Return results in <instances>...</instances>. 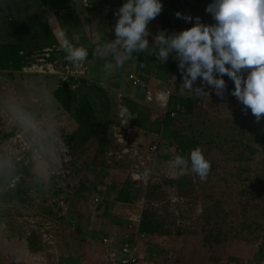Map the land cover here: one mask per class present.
<instances>
[{"label":"trees","instance_id":"1","mask_svg":"<svg viewBox=\"0 0 264 264\" xmlns=\"http://www.w3.org/2000/svg\"><path fill=\"white\" fill-rule=\"evenodd\" d=\"M169 2L178 12L174 1ZM193 2L191 11L194 7ZM92 3L91 8L85 11L80 10V12L89 16L90 11L94 13L101 10L103 3L99 0H92ZM3 9L0 7L1 12L4 11ZM69 10L74 11L73 8ZM63 12L60 11L59 14L62 15ZM103 15H110L111 20L117 22L113 19L109 8L104 9ZM17 16L14 20L18 22L16 27H3L1 31L7 32L6 34L19 32L22 36H26V32L34 29V26L37 27L38 23L44 40L42 43L0 41V73L27 74L29 78L38 76L39 73H25V71L34 65L41 64L39 59L47 48H51L53 54L51 58L46 59V62L56 59L63 60L65 66L73 65L65 59L66 54L60 50L59 40L53 29L47 25L43 28L37 16L34 21L25 20L20 14ZM21 24L24 32H20ZM177 26L178 20L175 32ZM71 42L77 46H84L76 41ZM99 46L100 43L84 46L89 51L85 63L95 61V66L99 62L101 55L95 54ZM150 53L152 51L133 53V56L140 60L139 78L150 83V78L156 71L164 73L162 77L167 81L179 75L174 81L177 90L171 94L168 115L166 117L162 114L158 115L154 106L142 104L140 101L144 100V94H140L142 91L134 87L129 78L132 87L135 88L132 96L120 95L109 86L108 88L96 86L92 80L76 81L73 78L66 80L58 78L56 87L51 90V101L42 108V111L46 113L43 117H48L50 120L51 112L58 110L59 113L72 117L74 120L72 128L69 131L64 127H57L50 132L44 129L45 126L37 125L35 128H29L26 130V135L32 141V146L21 159L7 157V153L0 150V205L13 207L30 204L33 180L42 181L39 174L40 160L46 156L52 157L50 153H61L56 169L60 175L55 176L49 173L52 175L49 186L43 181V185L48 187L53 199L48 205L51 207V212L48 211V213L51 215L54 211L55 216L54 214L52 216L58 218L56 220L60 225L70 208L69 203L73 196H79L87 189L83 184L86 183L84 182L86 176L99 169L102 171L99 175L102 183L96 185L94 189H100L105 197L102 200L98 199L96 203L94 201L96 204L94 213L98 215L101 211L103 214L107 211L112 200L116 204L113 209L120 208V205L124 214L128 211L127 207L132 206V210L135 209L141 202L138 200V193L141 190L143 191L141 198H144L145 206L140 229L148 237L186 233L189 235L190 242L194 239L200 240L202 247L207 251L229 242L244 245L258 244L260 250L264 251V157L258 162L254 159L259 149L264 155V118L257 122L251 110L245 109V106L238 102L231 94L235 87L234 82L225 75L223 79L227 85V96L234 99V120L226 124L224 135L208 129L205 133L198 130L197 123L204 116V102L195 94L189 95L185 94L184 90H178L182 73L174 61L163 62ZM102 61L105 59L103 58ZM101 66L103 65L99 64V71H102ZM108 83L116 87L120 84L112 78ZM75 84L79 85L73 89ZM197 84H202L199 78L194 87L198 86ZM44 88L48 91L49 84ZM116 89H119V86ZM172 97L178 98L180 104L171 105ZM98 109L103 118L100 117ZM171 113H175V117H171ZM121 115L132 128L144 130L145 136L152 132L163 133L166 129L169 131L172 137L170 145L174 148L175 155L163 152V162H168V165H175L173 161L177 155L187 158L191 150L201 148L212 166L207 179L201 180L190 170H182L175 165L174 176L159 175L154 169L150 174H145L144 179L134 180L132 173L136 171L135 165L138 162L127 155L123 144L111 137L114 126L122 125L120 124ZM157 124L161 125V129L151 128L152 125ZM209 124L210 127L213 126L212 119ZM204 125L202 121L201 126L204 127ZM11 130L15 132L23 129L16 125ZM1 133L9 136L12 132L8 134L7 131L2 130ZM124 136L127 139L125 145H128L131 138L126 133ZM61 140L63 145L60 143ZM93 142H96V147ZM149 146L139 143L137 151L144 154ZM90 148H93V157L88 160L87 153L91 152ZM37 155H40V159L36 158ZM149 167L150 165L147 164L141 168ZM116 171L123 172L126 179L119 181ZM14 181L16 182L13 185ZM234 185L243 187L230 188ZM116 189L117 194L111 199L109 192ZM198 206L201 212L194 217ZM64 209L67 210L64 211ZM126 221L128 217L125 218V226ZM42 235V231L37 229L30 232L27 239L30 253H39L42 247ZM184 259H187V256ZM205 260V264H218V260L212 255L206 256ZM252 264L255 263L252 262Z\"/></svg>","mask_w":264,"mask_h":264},{"label":"rangeland","instance_id":"2","mask_svg":"<svg viewBox=\"0 0 264 264\" xmlns=\"http://www.w3.org/2000/svg\"><path fill=\"white\" fill-rule=\"evenodd\" d=\"M3 3H10V4H17L22 1V4L19 9L28 10L36 15L24 17L25 20L34 21L35 16H37V20L39 23H42L43 28H46V25L53 29L57 39L60 41V33L64 32L67 34V38L70 41H76L86 45H91L93 43H107L108 41L115 39V32L114 27L116 22L112 21L110 15H103L104 10H97V11H90L89 16L85 15L83 12L80 13V0H0ZM98 1V0H97ZM101 3L103 1L105 3H111L118 0H99ZM213 0H194V7L191 11V17H193V22H195L196 17H200L201 21L205 24H213L215 23L212 15L206 11V8ZM162 3V2H161ZM29 6H28V5ZM163 4L164 7L169 5V2L166 1ZM45 6L47 7L46 11H43L40 7ZM73 8V12L69 10ZM173 21L176 20V13L175 9L169 5L168 6ZM32 9V10H31ZM4 11H0V31L3 27H16L17 21H14L17 15H19V10L15 9L14 7L4 8ZM53 10L56 12H53ZM60 11H64L62 15L59 14ZM58 12V13H57ZM50 14V16L48 15ZM11 18V19H10ZM21 19V20H24ZM158 23L155 25L156 18L150 22L148 25L149 31L151 35L149 36V50L153 51L154 44V37L155 33H153V25H155L154 32H160L162 29L160 24V14L158 16ZM14 21V22H13ZM34 26V25H33ZM39 32V34H38ZM171 35V34H169ZM0 37H2L0 35ZM4 38V37H2ZM8 38V39H7ZM8 41H22L23 43H42L43 42V35L39 31V24L37 23V27L34 26V29L29 30L26 32V36H22L19 32H13L12 35L6 37ZM0 41H5L1 40ZM100 50V49H99ZM174 53H170L169 58L166 62L174 61L178 66V61L173 59ZM103 60V58L100 56ZM106 61V60H105ZM137 61V57L132 56V58L125 63L123 67L117 68L114 71H111L110 75H106L103 70V66H101V70L99 71V64L104 65V61H99L94 66V63L90 64L87 63V68L89 72V78L95 82L96 86H103V87H111L115 89L120 95H124L126 88L129 94H125L128 96H132L133 87L128 80L129 72H140V67H136L135 63ZM164 62V61H163ZM154 65V64H153ZM139 66V64H137ZM28 72H30L28 70ZM27 72V73H28ZM157 76H163L161 72H155V76L150 79V84L152 87L157 86L158 81L154 79ZM135 75V74H134ZM29 76V75H28ZM27 74L16 73L14 75H9L8 73H0V128L1 130H11L13 127V121L22 128L24 131L31 128L24 119L21 117H26L27 120L35 121L36 126L39 127L45 126L44 129L50 132L57 127H64L70 131L72 128V124L74 120L72 117L63 115L59 113L58 110H54L50 114V120L48 117H43V114L46 115L42 108L51 101V90L56 87L58 77L54 76H47L44 73H39L38 76L35 77H28ZM137 76V75H136ZM179 76V75H178ZM176 75L174 77V81L178 78ZM138 77V76H137ZM117 80L121 86V89H116L117 87L113 84H109V80ZM165 81V79H163ZM49 84V90L46 91L44 88L46 85ZM103 84V85H102ZM105 85V86H104ZM198 85V84H197ZM202 84L195 86L201 87ZM116 87V88H115ZM159 88V86H157ZM183 76H181L180 80V87L178 90L183 89ZM165 89V88H164ZM162 90V89H161ZM177 90V86L174 84L172 86V91ZM78 91V90H77ZM124 91V92H123ZM138 91V90H137ZM205 91L210 93L209 97H200V99L204 102V116L200 121L197 123V129L202 132H207V129L210 131H214L220 135H224L226 124L228 122L234 120L235 116V107H234V99L233 97L227 96V91H225L224 95L217 96L215 90L205 86ZM173 93V92H172ZM141 100V99H140ZM142 104H145L143 100L140 101ZM179 105L180 101L178 98L171 99V105ZM160 115L161 112L156 110ZM99 115L103 118L98 109ZM97 112V114H98ZM98 115V117H99ZM176 115V114H175ZM174 115V117H175ZM99 117V119H100ZM120 119V118H119ZM120 124L124 127L123 131L127 132L130 131L131 135L128 136L131 138L128 145L123 144L124 151L130 152L132 148L137 150V145H151L156 144L158 145V152L157 156L155 157L156 162L154 169L155 173L157 172L159 175L163 174L167 177L170 175L174 176L176 174L175 165H168V162H163V152L164 153H171L173 156L174 148L172 147L171 140L172 137L169 134V131L166 129L163 133H148L147 136L144 134L143 131H139L138 129L132 128L130 125H127L124 118L121 116ZM210 119L213 120V126L210 127ZM104 120V119H103ZM102 121V120H100ZM204 121V127L201 126V122ZM186 125V123H184ZM202 127V128H201ZM151 128H155L156 130L161 129V125H152ZM119 129L118 126H114L111 131V137L114 138L116 141L117 138L114 136ZM152 130V131H156ZM162 131V130H161ZM118 141V140H117ZM93 145L96 147V142H93ZM148 148V147H147ZM146 148V149H147ZM90 153H87V159L91 160L93 157V148H90ZM52 157H43L40 160L39 164V174L42 178V181L39 179L33 180L31 188L32 192L30 194V204H26L21 206L22 209H15L11 206H3L0 205V264H16L19 260V256H14L8 254L5 249V244L9 247V241L7 240L6 234L14 235V233L19 232L21 227H25V233L28 231L29 233L33 230L32 227L37 228V230H44L46 231L49 228L47 234L51 235L54 234L52 231L53 221L54 218L49 213L51 212L50 205L52 203V197L50 196L48 187L45 185L50 184L52 182V170L57 169V162H59V158L61 157V153H50ZM55 155V156H54ZM127 155L131 158L135 156V152L132 154L127 153ZM147 156V155H145ZM59 157V158H58ZM169 157V155H168ZM264 157L262 151L259 149V153L256 155L255 162H258L260 159ZM58 158V159H57ZM154 158V156H153ZM170 161L171 158L169 157ZM50 171V172H49ZM102 171H95L90 173L86 176L83 183L86 185L87 189L83 191L79 196H73V199L69 203V210L64 215V222L61 224L59 230V236L63 238H67L68 233H73L72 238V245H75L79 250L83 249V243H81V238H83L84 242H90L96 238H100L101 236L106 235V232L99 230L93 223V216L96 215L98 218H102L103 220H110L111 216L114 217V209L113 207L116 205L115 202L112 200L110 206H108L107 211L103 214L102 211L99 213H94L96 202L94 203L95 199H103L105 197L104 192H101L100 189H94L96 185L102 183L101 178L99 177ZM105 173V172H104ZM189 173V172H187ZM168 174V175H167ZM116 176L119 181L126 179V175L121 171H116ZM162 179V177L160 176ZM55 179V178H54ZM39 180V181H37ZM56 180V179H55ZM43 181L46 182L43 185ZM108 181V179L106 180ZM70 182V181H68ZM66 183V182H65ZM224 185V184H221ZM49 186V185H48ZM243 186L234 185L230 188L232 189H241ZM140 190V188H139ZM117 194V189L112 190L109 192V196L111 199ZM143 191L140 190L138 193L139 199L142 200ZM112 207V208H111ZM66 208V207H65ZM128 210H132V206L127 207ZM67 209H64V211ZM15 211H20L26 219H22L19 216H16ZM49 211V213H48ZM14 212V213H13ZM201 208L200 206L197 207L195 211V216L200 214ZM11 213V215H8ZM19 213V214H21ZM24 213V214H23ZM14 214V215H13ZM103 214V216H102ZM107 214V215H105ZM105 215V216H104ZM11 216V218H10ZM55 216V214H54ZM14 220V222H8V218ZM128 217L127 213H125V218ZM38 218L48 219L45 221H39ZM57 218V217H56ZM115 218V217H114ZM37 221L36 224L33 226L30 225L32 221ZM30 222V223H28ZM42 222H45L44 226H42ZM51 222V224L49 223ZM127 222V221H126ZM189 224V223H187ZM41 225V227H40ZM59 224H55L58 226ZM60 226V225H59ZM58 226V227H59ZM64 228V229H63ZM55 231H57L55 229ZM27 232V234H29ZM29 237V236H28ZM109 237V236H108ZM113 239L112 237H110ZM68 239V238H67ZM13 240L10 241L13 243ZM22 244V243H21ZM138 250L140 253L139 257V264H205L206 263V256H214L218 260V264H264V251H261L258 244L253 245H244V244H235L232 242L223 244L219 247L212 248L210 251H207L204 247H202L200 240L194 239L190 242L189 235L183 233L182 235L173 233V236H152L147 237L139 242ZM18 253V252H17ZM142 253V255H141ZM210 254V255H209ZM187 256V259L184 257ZM77 258V255L74 256ZM73 259V258H72ZM261 260L262 262H260ZM50 264H60L58 261L56 262L55 259L50 261ZM64 262V261H63ZM66 263V262H65ZM69 263V262H67ZM64 264V263H62Z\"/></svg>","mask_w":264,"mask_h":264},{"label":"clouds","instance_id":"3","mask_svg":"<svg viewBox=\"0 0 264 264\" xmlns=\"http://www.w3.org/2000/svg\"><path fill=\"white\" fill-rule=\"evenodd\" d=\"M88 3L86 0V6ZM162 10L161 0H126L117 13L115 39L99 50L106 60L105 72L123 67L133 53L148 52V25ZM206 11L215 23L205 24L196 17L188 29L171 35L161 30L154 37L150 54L166 62L170 53H175L173 59L178 61L185 94L209 97L207 86L222 97L227 88L223 77L228 76L235 85L231 94L259 122L264 118V0H213ZM176 16L193 21V17L180 12ZM60 37L59 48L68 62L78 67L87 60V48L72 43L64 32ZM198 78L202 86L194 87ZM21 118L30 127H36L35 121ZM60 143L63 145L62 140ZM173 163L201 180L207 179L212 167L199 147L191 150L187 158L177 155Z\"/></svg>","mask_w":264,"mask_h":264},{"label":"built area","instance_id":"4","mask_svg":"<svg viewBox=\"0 0 264 264\" xmlns=\"http://www.w3.org/2000/svg\"><path fill=\"white\" fill-rule=\"evenodd\" d=\"M174 4L178 7V12L184 15L191 14V6L193 0H173ZM126 2V0H120L115 4L108 6L111 10L112 17L114 20L118 19L117 13L119 12L120 7ZM80 10L85 11L92 7V0H89L88 5L86 6V0H80ZM193 22H188L185 19L178 18V26L176 32L188 29L192 27ZM53 54V50L51 48H47L44 50L43 56L39 59L41 62L40 65H34L30 69H27L25 73L28 72H36V73H44L45 75H50L58 78H62L64 80L68 78H73L76 81L79 80H88V68L85 66V62L80 66L66 64L63 60L57 61L54 59L52 62H46V59L51 58ZM128 78L133 82L134 87L139 88L144 94L143 102L148 105L158 106L159 111L163 116H167L169 113V102L172 94V81H168L166 83V88L162 90H150L149 84L147 81L142 78L137 77L134 74H130ZM160 85H164L163 82L159 83ZM79 84L73 85V89H76ZM175 113H171L170 116L174 117ZM129 124L127 123V125ZM32 128V127H31ZM122 126L119 127L116 134L114 135L118 142L122 139L127 143V139L125 138V133L127 136L131 135L130 131L124 132ZM0 128V150H3L7 153V157L21 159L22 155L25 154L32 146V141L27 137L26 131L17 130L12 132L11 135L6 136L1 133ZM10 134V132H7ZM63 149H65L63 147ZM135 156L133 157L138 163L135 165V172L132 173V178L134 180H142L144 179L145 174H150L152 170H154L156 159L158 152V145L151 144L146 153L140 154V151L135 150ZM147 155V156H145ZM154 156V158H151ZM36 158L40 159V155H37ZM147 164L150 165L149 168H141L145 167ZM52 175L58 176L60 175L59 171L52 170ZM16 181L13 182V185ZM175 201V199H173ZM95 202H98V198L95 199ZM145 206V200L142 198L139 206H136L133 210H128L126 213L128 215V221L125 226V232L123 233L120 241L116 244L113 242V239L109 237H102L100 242L103 247V260L101 264H137L138 263V244L140 240L146 239L148 236L143 233L140 229L141 216L143 212V207ZM43 236L47 235V232H42ZM55 259V258H54ZM52 261V260H51ZM57 262V260L55 259Z\"/></svg>","mask_w":264,"mask_h":264},{"label":"crops","instance_id":"5","mask_svg":"<svg viewBox=\"0 0 264 264\" xmlns=\"http://www.w3.org/2000/svg\"><path fill=\"white\" fill-rule=\"evenodd\" d=\"M166 1L169 2L171 0H161L162 3H165ZM23 3H24V1H22L20 3H17V4H10L9 2L8 3H3V1H0V7L1 8L14 7L15 9L19 10L18 12H19L20 16H22V17H28V16L36 15L35 13H33V11L31 12L29 8H28L27 11L22 9V8L19 9V7H21ZM115 3H116V1L111 2V3L103 2V6L100 9L101 10L108 9V6L110 7V5L115 4ZM169 5H173V4L171 2H169ZM169 5L165 6L164 7L165 9H163L161 14H160V19H161L160 24H161V27H162L161 30H166L168 34H173V33H176L175 29H176V24H177L178 17L176 16V20L173 21L171 12H170V10L168 8ZM40 8L43 11H46L44 9H46L47 7L45 6V8H44L43 6H41ZM53 12H55V11L53 10ZM48 15L50 16V14H48ZM158 16L156 17L155 25L158 23V20H159ZM155 25H153V29L152 30H153V33L158 34L159 32H157V33L154 32ZM192 26H193V24H192ZM21 28H22V24L20 25V32H24V30H22ZM6 33L7 32L0 31V35L2 37H4V38L9 37L10 35H12L11 32L8 33V34H6ZM2 37H0L1 40H5L4 42L8 41L7 40L8 38L4 39ZM78 41L79 40H76V42H78ZM93 44H95V43H93ZM104 45H105L104 43H100V46L97 48V50L95 52L96 55H97V53H99V55H100L99 49H101ZM100 60L102 61V59H100ZM100 60L98 59V61H100ZM91 62L94 63L95 61H90L89 63L91 64ZM105 62L106 61H104V63ZM84 64H85V66H87V63H84ZM137 64L140 65V60L138 58H137V61L135 63L136 67L138 68L139 66H137ZM87 74L89 75V72H87ZM110 74H111V72L106 73V75H110ZM130 74H135L138 77H140V72L138 73V72L131 71V72H129V75ZM156 77L160 78V79H154V80L158 81L157 86H159V88H157V86L152 87L151 84L148 83L149 87H150L149 88L150 90L154 91V90L164 89V88H166V83L168 81H172V84L174 86V78L173 79H168V81L167 80L164 81L163 80L164 78L162 76H157V74H156ZM88 78H89V76H88ZM152 78H153V76L150 79H152ZM160 82H163L164 85H160L159 84ZM118 86H119V89H121V85L118 84ZM127 90L128 89L126 88L125 92H126V94H129V92ZM125 92H124V94H125ZM134 93H135V88L133 87V91H132L131 94H134ZM140 94H143V93L141 92ZM155 109L159 110L158 106H156ZM126 123H128V122H126ZM13 125L14 126L17 125L15 123V121H13ZM13 127H11V129ZM5 131L13 132L12 130H7V129H5ZM119 142L121 144H126L124 139H122ZM135 150H136L135 148H132L130 150V152H127V153L132 154ZM21 206L22 205H16V206H13V208H15L16 210L17 209L21 210L22 209ZM119 207L120 208L117 207L116 210L114 209V211H113L114 217L116 219L111 216L110 220H108V219L103 220L102 218H98L96 215L93 216L94 217L93 218V223L97 227H99V230L106 232V235L101 236L100 238H96L94 240H91L89 243L87 241L84 242L83 238H81L82 239L81 243H83V245H84L82 250H79V248H77L75 245L71 244L72 238L74 237L73 233H68L67 234V236H68L67 238L68 239L61 237V236H64V234L59 236V230H60L61 225L58 223V220H56L58 218H54L53 226H52V230H53L52 232L54 234H51V235L47 234V235H44V236L42 235V242H41L42 243V247L39 250V253L32 254V253L29 252L27 239H28V236H29L30 233L28 231H26V233H25V230H26L25 227H23V228L21 227L19 232H17V233L15 232L14 235H11L9 233L6 234L7 237L9 236V238L7 239L9 241V247H8L7 244H5L6 252L8 254H11V255H14V256H16V255L19 256V260H17L18 262H16V264H50L51 263L50 261L53 260L54 258L60 264H62V263H64V264H101V262L103 260V252H104L103 251V247H102L101 242H100L101 238L102 237H108V236H109V238L112 237L113 238V242L117 244L120 241V238L122 237L123 233L125 232V228H124V226H125V216L124 215L125 214L122 211V207L120 205H119ZM15 213H16V216H19L20 218H22L24 220L26 219V217L23 216L20 211H15ZM19 213H21V214H19ZM8 215H11V213H9ZM10 218H11V216H10ZM10 218H8V222L7 223L14 222V220H11ZM40 220L41 221H45V220H48V219L47 218L46 219L38 218V222ZM28 223H30V222H28ZM36 223H37V221L34 220V221H32V223H30V225L33 226V224H36ZM49 223L51 224V222H49ZM56 223H58L60 226L59 225H58L59 227L55 226ZM41 224H42L43 227H45L44 226L45 222H42ZM32 229H37V228L32 227ZM55 229L57 231H55ZM48 230H49V228L46 229V232H48ZM41 231L44 233L43 229ZM27 232L29 234H27ZM12 239H14L13 243L10 242V241H12ZM75 255H77V258L74 257ZM139 255H140V253H138V263L137 264L140 263L139 262V257H140ZM141 255H142V253H141ZM40 256H43L42 259L38 258ZM67 262H69V263H67Z\"/></svg>","mask_w":264,"mask_h":264},{"label":"bare ground","instance_id":"6","mask_svg":"<svg viewBox=\"0 0 264 264\" xmlns=\"http://www.w3.org/2000/svg\"><path fill=\"white\" fill-rule=\"evenodd\" d=\"M43 256L38 257L39 259H42Z\"/></svg>","mask_w":264,"mask_h":264}]
</instances>
